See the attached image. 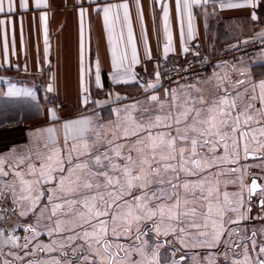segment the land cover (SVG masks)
Returning <instances> with one entry per match:
<instances>
[{"label": "snow or ice", "instance_id": "obj_1", "mask_svg": "<svg viewBox=\"0 0 264 264\" xmlns=\"http://www.w3.org/2000/svg\"><path fill=\"white\" fill-rule=\"evenodd\" d=\"M208 3L176 0L184 53L195 38L193 6ZM259 4L260 0H220L219 7L255 9ZM18 7L27 11L29 0H18ZM35 7H47V0H35ZM136 8L143 30L140 0ZM121 9L130 58L123 33L115 34ZM16 11L17 0H0V14ZM102 11L113 83L136 81L134 69L140 59L129 5L109 4ZM162 12L167 58L174 51L167 4H162ZM85 14L81 8V86L87 92ZM251 19H257L255 12ZM41 21L47 55L46 14ZM8 23L0 19V26ZM258 37L264 41V31ZM144 43L145 56L151 59L146 36ZM7 50L5 34V55ZM150 75L154 82L142 85L146 99L114 109L115 121L105 124L99 117L61 121V141L55 127L60 117L53 109L47 114L50 126L29 132L28 144L0 153V264H264V225L249 228L244 223L264 220V215L250 216L253 196H259L264 212V185L249 171L257 167L264 172V80L254 83L246 71H240L243 78L235 81L227 72L217 73L206 81L165 88L161 99L159 65ZM95 83L104 87L99 61ZM6 94L35 99L31 89L15 85ZM115 99L126 98L116 94ZM250 158L258 163H242ZM230 185L238 186V191H227ZM13 217L15 224H10ZM17 227L23 229V237L15 234ZM42 230L48 243L38 240ZM166 248H171V259L161 256Z\"/></svg>", "mask_w": 264, "mask_h": 264}, {"label": "crops", "instance_id": "obj_2", "mask_svg": "<svg viewBox=\"0 0 264 264\" xmlns=\"http://www.w3.org/2000/svg\"><path fill=\"white\" fill-rule=\"evenodd\" d=\"M125 2L129 5L133 39L140 64L134 69L137 73L136 81L114 84L111 45L108 41L102 8L109 4L119 5ZM219 2L220 0H209L206 6H193L195 38L189 42V52L184 53L180 39L181 17L176 10V0H160V3L156 0H140L144 16L143 30L137 14L136 0H95V2L92 0H47V7L39 9L35 7V0H29L27 11L19 9L17 0V11L14 14H0V19L10 21L6 26H0V128L19 122L30 124L25 133V141L18 143L19 145L28 144V133L50 126L51 118L47 114L55 109L60 117L55 127L62 141L61 121L81 117H99L100 122L108 124L116 119L114 109L146 99L142 85L154 82L155 77L150 74L157 68L160 60L165 59L163 47L166 39L163 30L162 4H167L169 7L174 51L170 52L166 59L171 61L180 62L193 54L214 58L220 49L258 37V33L264 31V0H260V4L255 9L250 7L222 9L219 7ZM233 2H242V0H233ZM81 8L86 13L83 20V85L87 88V92H84L81 86V19L79 16ZM253 12L257 16L256 20L251 19ZM42 14L48 17L47 55L44 51ZM21 20L23 21L22 34ZM184 31L186 35V16ZM121 32L124 36V47L130 58L131 48L127 45V28L123 23L122 9L120 21L115 27L116 36L119 37ZM5 34L7 55H5ZM145 36L148 49L151 51V59L145 56ZM97 61L100 62L103 88L97 87L95 83ZM240 71H246L254 83L264 80V52L258 53L251 60L237 58L230 62L215 63L201 80L206 81L217 73L223 75L227 72L235 81L243 78L239 76ZM183 84L179 83V85ZM10 85L31 89L35 93V99L26 96H8L6 93ZM49 85L52 86V91H48ZM177 86L178 84L173 88ZM116 94L126 99L116 101ZM157 94L163 99L164 89L161 87ZM85 97H87V103L84 102ZM40 138H44L43 134ZM8 148H1L0 153L6 152ZM242 163L255 164L258 161L250 158ZM249 171L257 177L258 184L264 185V172L257 167ZM251 180L252 176L247 177L246 183L250 185ZM227 191L236 192L238 186L230 185ZM262 215L264 212H261L259 206V196H253L250 216L255 218ZM15 219L13 217L9 223L15 224ZM244 223L249 228L259 227L264 225V220L256 218ZM15 234L20 237L25 235L20 227L16 228ZM257 239L259 241L261 237L258 236ZM38 240L48 243L50 238L46 231L42 230ZM176 247L178 248L179 245L177 244ZM165 255L169 259L172 258L171 248L161 250V256ZM39 256L46 258L45 253H40ZM175 258L179 260V254ZM133 259L138 257L133 256Z\"/></svg>", "mask_w": 264, "mask_h": 264}, {"label": "built area", "instance_id": "obj_3", "mask_svg": "<svg viewBox=\"0 0 264 264\" xmlns=\"http://www.w3.org/2000/svg\"><path fill=\"white\" fill-rule=\"evenodd\" d=\"M245 41H248V43L242 41L220 49L214 58L193 54L180 62L171 61L166 58L161 59L159 71L161 72L162 88H173L179 83L185 84L186 82H195L197 79L201 80L208 74L215 63L230 62L237 58L251 60L258 53L264 52V41L259 37ZM180 69H186V71H179ZM29 127L30 124L26 122L1 127L0 149L23 143L25 141V133Z\"/></svg>", "mask_w": 264, "mask_h": 264}, {"label": "water", "instance_id": "obj_4", "mask_svg": "<svg viewBox=\"0 0 264 264\" xmlns=\"http://www.w3.org/2000/svg\"><path fill=\"white\" fill-rule=\"evenodd\" d=\"M251 184V183H250Z\"/></svg>", "mask_w": 264, "mask_h": 264}]
</instances>
